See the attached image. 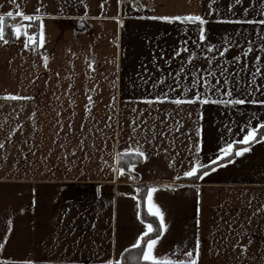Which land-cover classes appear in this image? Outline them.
<instances>
[{
	"label": "crops",
	"instance_id": "crops-1",
	"mask_svg": "<svg viewBox=\"0 0 264 264\" xmlns=\"http://www.w3.org/2000/svg\"><path fill=\"white\" fill-rule=\"evenodd\" d=\"M132 3L0 0V15L13 13L5 17V23L14 19V23L30 24L28 31L36 33L37 40L40 21H24L16 13L35 15L39 7L41 14H47L42 17L46 40L42 48L25 49L23 37L0 41V104L4 105L0 143H5L0 148V264H102L107 259L129 264L140 251L130 249L122 256L123 249L147 231L148 223L153 224L141 215L136 189L143 183L157 189L153 201L167 224L157 255L175 258V246L187 251L199 239V264H264V140L257 134L258 142L247 145L250 151L233 157L232 163L218 161L224 166L203 179L185 181L188 177L182 176L193 155L208 163L227 142L242 139L246 124L254 127L264 121V106L208 103L178 108L165 102L151 111H139L149 107L140 97L167 91L181 67L193 69L186 52L170 59L175 50L185 47L182 41H188L191 51H201L193 44L198 32L195 24L149 17L201 15L207 21V42L222 51V42L230 37L234 46L225 53L226 66L234 75L239 73L241 84H252L256 67L264 74V51L260 50L264 25L258 23L264 20V0H138L146 8H134ZM249 47L254 52L231 62ZM209 55L213 64H205L197 55L196 67L213 68L219 63L223 70L217 52ZM255 55L261 60H255ZM161 76L164 85L153 89L152 83ZM180 76L182 83H190L188 73ZM256 79L249 98L264 99V90L255 91L264 85V78L257 75ZM181 91L175 88L169 95L175 97ZM9 93L32 99L4 100ZM113 97L115 106L110 107ZM86 105L90 112L85 111ZM165 112L171 113L167 120ZM139 115L152 120L156 132L164 131V136L154 140L149 136L151 143L137 136L148 159L134 162L133 179L127 168L117 177L101 158L108 165L115 163L116 153L130 143L129 121ZM110 116L114 119L109 120ZM177 121H183L179 132L173 130ZM16 124L21 127L8 137ZM117 132L121 133L118 138ZM197 140L201 154L189 147ZM243 146L233 145L234 149ZM148 214L159 224L158 218Z\"/></svg>",
	"mask_w": 264,
	"mask_h": 264
},
{
	"label": "snow or ice",
	"instance_id": "snow-or-ice-1",
	"mask_svg": "<svg viewBox=\"0 0 264 264\" xmlns=\"http://www.w3.org/2000/svg\"><path fill=\"white\" fill-rule=\"evenodd\" d=\"M122 0H117V3H121ZM215 0H213V3ZM237 3H240V0H236ZM132 6L134 8H146L147 5L138 4V0H133ZM40 7H44V5H40ZM231 8V5H229ZM35 15H27L23 12H17L16 16H23L24 21H40V30H39V38L37 40L36 33H30L28 29L31 27L30 24L25 25L22 23H13L10 25L11 34L15 36L16 39H20L23 37V45L25 49H30L35 51L37 47H43L46 43L45 40V32H44V24L42 17L47 14H41L40 8L38 7ZM248 10L245 9V12ZM12 12H7L5 15H0V41L7 43L4 39L5 37V17H12ZM150 19L166 21V22H180V23H190L195 24L198 32L197 39L193 42L194 46L200 48L201 51L199 53L195 51H191L186 45L188 41H182L181 43L185 45V47L181 49H177L172 53V57L179 56L181 52L188 53L186 60L193 64V69L189 70L187 68L181 67L180 73H188V76L191 77L190 83H182L180 73L175 74L173 77V84L167 85V91H161L157 94H154L151 97L142 96L139 99L143 100V102L148 105V109H140L139 111L143 113L144 111H151L152 107L157 103H165L170 102L176 105L178 108L182 105H195V104H208L215 103L219 105H224L226 107L235 108L237 106L251 104V105H261L264 106V99L258 98H249L254 92V86L257 85V75H261L264 78V74L261 73L259 67H256L255 72L252 73V84H248L245 82L241 84L239 79V73H235V75L229 71L226 65L229 64V61L225 59V53L229 50L230 47L234 46V42L229 37L227 40L223 41L221 44L222 51L217 48V45L211 44L207 42L206 39V31L204 25L206 24V20L199 14H179V15H158L149 17ZM117 19L118 23L122 24V21L118 19V17H114ZM248 23H255V21H247ZM261 25H264V20H260L258 22ZM264 31V29H262ZM227 45L228 47H224ZM261 51H264V45H261ZM217 52L220 59L224 62L223 70H221V66L219 63L213 68H204L196 67V56L200 55L204 58L205 64H213V57L209 55V53ZM250 52H254L252 47H249L247 50H241L240 53L234 55L231 58V62L237 63L240 61L241 56L247 57ZM163 55V54H161ZM255 60L260 61L261 57L259 55H255ZM44 67H47L48 57L44 56ZM94 63V62H93ZM93 63H89L88 67L93 68ZM169 75H172L169 73ZM144 81L142 80V83ZM157 85H164V77L161 76L159 79L155 80L152 83V88L155 89ZM173 85L175 87H173ZM115 87V84H113ZM175 88H181L182 91L180 94L175 95V97L170 96L169 93L175 92ZM95 90V88L93 89ZM264 90V85H260L259 87H255V91ZM214 95H221L224 98L221 99H212ZM183 97V98H182ZM6 101H22V100H31V97L20 96L19 94H7L3 97ZM74 103V101H73ZM94 103L91 96L88 97V104L92 105ZM110 107L115 106V97L112 98L110 102ZM4 105L0 104V109H2ZM182 110V109H181ZM85 111L90 112L88 106H85ZM133 113L137 112L135 107L131 108ZM191 116V113H188ZM165 120H167L171 113L165 112L164 114ZM199 118V113L197 114ZM255 116V113H253ZM114 119L113 116L109 117V120ZM165 121L162 120L163 124ZM183 121H177L173 124V130L176 132L180 131V126H182ZM21 127L20 124H16L15 129H12L8 133V137H11L13 132L16 129ZM63 127V126H61ZM84 125L81 124L80 128L83 129ZM111 127V125H109ZM130 133H129V141L127 147L123 148L121 151L116 153L115 163L113 165H108L107 161L102 159V163L106 166H109L111 170L117 175V177L125 174V167L118 166L120 161L125 159L127 162V172L129 174V178L133 179L131 173L136 168V164L132 163V160H147L148 156L146 155V149L141 145L140 141L137 139V136H144L145 143H151V140H154L157 135L160 137L164 136V131L156 132V125L152 120H145L142 115L136 116L129 121ZM245 127L247 131L243 134L242 139L239 141H230L227 142L226 145L222 148L218 149V154H215L214 158H209L208 163L213 165V167L209 168L208 163L203 162L200 159V155H193L192 162H190L187 170L182 171L183 177H196L197 179H203L207 177L210 172L216 171L217 168L223 167L224 163H232L233 157H240L244 153L250 151V148L247 146L249 143L258 142L256 137L258 131L264 129V121L257 123L254 127L251 126L250 123L246 124ZM69 132L72 130V124L69 122L68 125ZM197 136L200 135V128L196 129ZM118 138L121 133H115ZM151 137V140L148 137ZM260 140H264V134H260ZM7 141V138H6ZM245 145L243 147H237L234 149V144ZM80 145H83V140L80 141ZM5 143H0V148H3ZM63 147V145H62ZM191 149H194L196 154L202 153L201 141L197 140L189 145ZM167 151V149H165ZM76 149H72L71 154L75 156ZM218 161H224V163H217ZM172 167L173 165H169ZM176 179H180L178 175ZM165 188L170 190H175L172 185H165ZM157 189L154 187L147 188V195L145 197L147 210L150 214L154 215L159 220V224L157 229L154 230L153 224L148 223L146 225V232H141L139 237L135 239V242L130 244L128 247L123 249L121 255L129 252L130 249H140V254L137 257H133L129 264H199L200 258V242L199 239L196 240L195 246L187 251L183 250L179 246H175L172 250V256L175 258H170L168 255H157L156 248L158 243L161 241V238L165 235V231L167 228V224L165 222L164 213L161 211L160 206L153 201V193ZM137 192H140L141 189L137 188ZM197 192L199 189L197 188ZM139 207V205H137ZM259 210V209H258ZM139 216V213L137 214ZM10 223V222H9ZM198 223V221H197ZM230 227V225H229ZM148 233H154L153 238H147ZM146 238V239H145ZM244 247L243 245L241 246ZM182 257V258H181ZM26 264H34L33 261H27ZM102 264H114V261L111 259H107L102 261ZM115 264H123L122 261H115Z\"/></svg>",
	"mask_w": 264,
	"mask_h": 264
},
{
	"label": "trees",
	"instance_id": "trees-1",
	"mask_svg": "<svg viewBox=\"0 0 264 264\" xmlns=\"http://www.w3.org/2000/svg\"><path fill=\"white\" fill-rule=\"evenodd\" d=\"M14 22H15L14 19L12 21L6 20V23H5V26H6L5 38H6V40H12L14 38V35L11 34L10 27H9ZM260 134H264V129H261L260 131H258V136H260ZM140 161L141 160H132L131 162L134 163V162H140ZM127 162H128V160L125 159L123 161H120L119 165L127 168ZM194 179H196V177L187 178V179H185V181H192ZM149 186H150V183H143V184L138 185L139 189H141V191L139 192L140 202H141V215H142V218L144 220L150 221L154 224V226H155L154 230H155L158 227V222L156 221V219H154V217H152L148 214L146 207H145V197H146L147 188ZM151 236H154V233H152L148 237H151ZM138 251H140V249H138ZM123 264H128V263L126 261H123Z\"/></svg>",
	"mask_w": 264,
	"mask_h": 264
},
{
	"label": "built area",
	"instance_id": "built-area-1",
	"mask_svg": "<svg viewBox=\"0 0 264 264\" xmlns=\"http://www.w3.org/2000/svg\"><path fill=\"white\" fill-rule=\"evenodd\" d=\"M145 2L147 1V0H144ZM115 264V263H114Z\"/></svg>",
	"mask_w": 264,
	"mask_h": 264
}]
</instances>
